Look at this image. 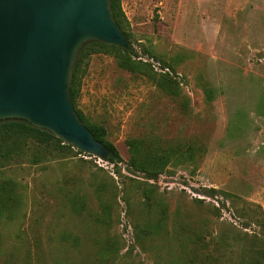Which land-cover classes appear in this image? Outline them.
I'll return each instance as SVG.
<instances>
[{"label":"rangeland","instance_id":"1","mask_svg":"<svg viewBox=\"0 0 264 264\" xmlns=\"http://www.w3.org/2000/svg\"><path fill=\"white\" fill-rule=\"evenodd\" d=\"M121 8L136 55L168 76L88 58L77 107L122 161L72 146L1 164L0 264H98L114 250L116 264H264V0Z\"/></svg>","mask_w":264,"mask_h":264},{"label":"water","instance_id":"2","mask_svg":"<svg viewBox=\"0 0 264 264\" xmlns=\"http://www.w3.org/2000/svg\"><path fill=\"white\" fill-rule=\"evenodd\" d=\"M90 41L128 45L109 0H0V120L26 121L105 159L68 92L77 54Z\"/></svg>","mask_w":264,"mask_h":264},{"label":"trees","instance_id":"3","mask_svg":"<svg viewBox=\"0 0 264 264\" xmlns=\"http://www.w3.org/2000/svg\"><path fill=\"white\" fill-rule=\"evenodd\" d=\"M109 1L110 10L114 20L125 37L128 39L126 30L127 20L121 8V0ZM96 53L113 54L118 67L132 73H140L149 76L156 84L160 86H163L166 80L165 76H168V74L161 73L159 74L160 77L156 78L154 76L155 73L153 72V69L150 67V63L143 61L138 55H136L129 40L126 47H119L99 41H90L84 44L79 50L72 68L68 85L70 100L80 121L89 129L93 137L100 141L107 149L108 154L105 160L116 165L122 161V158L115 145L107 139V131L105 126L101 123L90 121L88 117L82 112V110L77 107L80 96L81 80L86 71L87 60L92 54ZM128 145L133 157H138L141 150V142L135 139H130L128 141ZM49 147L52 149L62 150L66 147H72V145L64 143L60 138L56 137L49 131L35 127L26 121L18 119L0 120V165L7 163L12 158L25 157L28 159L26 155L30 153L32 156L30 160H32V162H37L41 160L40 151H44ZM77 152L82 153L83 151L77 149ZM131 162L137 166L139 170L146 171V162L142 160H137V163L133 160ZM143 194L145 201L149 203L148 201L151 199V197L147 193ZM139 231L143 233L144 236L151 232L148 231L145 233L143 228H140ZM198 241L199 243H202V246L206 244L203 243L200 238ZM117 259V252L114 250V252L112 251L111 254H102L99 258L98 264H116Z\"/></svg>","mask_w":264,"mask_h":264}]
</instances>
